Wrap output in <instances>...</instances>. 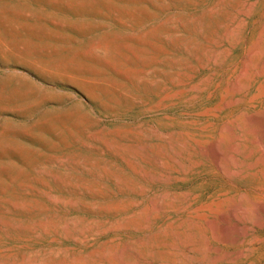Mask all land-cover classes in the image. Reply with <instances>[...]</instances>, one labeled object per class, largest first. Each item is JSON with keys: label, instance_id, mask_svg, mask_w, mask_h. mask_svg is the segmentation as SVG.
I'll use <instances>...</instances> for the list:
<instances>
[{"label": "rangeland", "instance_id": "rangeland-1", "mask_svg": "<svg viewBox=\"0 0 264 264\" xmlns=\"http://www.w3.org/2000/svg\"><path fill=\"white\" fill-rule=\"evenodd\" d=\"M0 264H264V0H0Z\"/></svg>", "mask_w": 264, "mask_h": 264}]
</instances>
